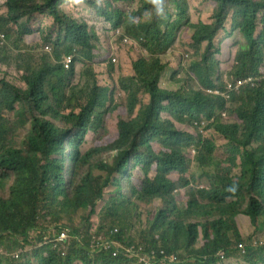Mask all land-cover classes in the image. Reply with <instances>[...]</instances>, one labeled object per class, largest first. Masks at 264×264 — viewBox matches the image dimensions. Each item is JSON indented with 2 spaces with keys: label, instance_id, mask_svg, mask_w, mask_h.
<instances>
[{
  "label": "trees",
  "instance_id": "16d2710c",
  "mask_svg": "<svg viewBox=\"0 0 264 264\" xmlns=\"http://www.w3.org/2000/svg\"><path fill=\"white\" fill-rule=\"evenodd\" d=\"M0 1V264H139L92 255L99 235L186 264H264V0H195L211 7L209 23L191 19L187 0H161L159 12L148 0H80L113 30L106 48L64 10L74 0ZM37 24L45 52L21 53ZM184 29L197 88L163 89L161 56ZM236 31L245 47L228 79L256 83L228 101L206 91L222 87L220 35ZM140 38L146 57L115 78V46L135 50ZM13 52L20 77L9 81L1 66ZM63 230L66 245L56 242Z\"/></svg>",
  "mask_w": 264,
  "mask_h": 264
},
{
  "label": "rangeland",
  "instance_id": "374dc122",
  "mask_svg": "<svg viewBox=\"0 0 264 264\" xmlns=\"http://www.w3.org/2000/svg\"><path fill=\"white\" fill-rule=\"evenodd\" d=\"M191 12V19H201L205 23L210 22V16L212 13V9L209 5L203 4L201 6H198L195 3V0H187ZM74 7V13L78 17H82L85 20H87L90 24H93L96 29L99 32V35L101 37L100 41V47L106 48L104 41L108 40L111 41V45H114V41L112 39L113 30L111 29L110 25L106 23L102 18L96 16L95 12L87 9L84 5H79L77 3H74V1H71L69 4L66 3L64 10L68 12L71 7ZM3 8V1H0V14L2 13ZM198 17V18H196ZM39 27L40 25H34L32 26L33 34L25 36L23 42L20 44L21 47V53L25 52L27 49H29L34 44L38 45V48H36L33 52L35 54L37 53H44V46H40V33H39ZM259 30V29H258ZM190 31L187 29L181 30L178 40L175 44V46L166 52V54L161 56V59L164 63H166L167 68L163 74L162 81H161V87L162 88H170V89H178L180 87V82L190 80V85L197 88V82L191 78L187 72L186 66H187V58H185L186 54L190 55V51L187 49V45L190 43L189 36ZM221 39V52L217 55V61L219 65V72L222 73V75L229 73L231 66L233 64V58L235 53L245 47V41L241 36V33L238 31L234 32L232 35H228L227 33H221L220 35ZM47 46V45H46ZM115 46L114 51L116 52L117 56V66L115 67L114 76L117 78V76L124 74V73H130L132 71L131 64L132 62L137 59L139 56H145V51L142 47V45H139L135 48V50L128 48V47H121L117 45ZM17 52H13V54L6 56L7 57V63H11L12 58L15 57ZM48 53V52H47ZM182 63H184V66H182ZM189 64V62H188ZM1 74H4L8 77L9 81H14L16 78H11L14 76H19L18 70H17V64L11 63L9 66H1ZM175 75V81L172 80V77ZM176 75L180 76V80L176 79ZM101 81L104 80L103 77H100ZM230 80V79H229ZM231 81V80H230ZM17 84H19L16 81ZM20 86V85H19ZM167 117L166 115H164ZM117 122V116L114 115L110 121V126L113 129L115 124ZM205 121H203L204 123ZM202 123V126H203ZM177 125V124H176ZM178 128L186 130L190 133H194L195 130L191 126H179ZM200 133L203 134V129L200 128ZM206 134V132H204ZM194 166V165H193ZM194 170L196 171V166H194ZM199 174L198 172H196ZM112 190V188H109L107 190V196L106 198H109L111 195L109 192ZM241 233L243 236L251 235L252 228L249 226L248 221L245 218H241L239 220ZM31 238L37 239L36 235L31 233ZM14 253H20L19 251H15ZM222 264H243L241 260L233 258L230 260L225 261Z\"/></svg>",
  "mask_w": 264,
  "mask_h": 264
},
{
  "label": "built area",
  "instance_id": "2783aa9c",
  "mask_svg": "<svg viewBox=\"0 0 264 264\" xmlns=\"http://www.w3.org/2000/svg\"><path fill=\"white\" fill-rule=\"evenodd\" d=\"M46 50H49V48L47 47ZM229 88L232 90L231 86H229ZM115 233H118V230H116ZM68 241L69 232L63 230L59 234L56 242L66 243ZM256 243V241H253V244ZM90 248L92 250V255L99 253L101 250H105L113 257L125 256L127 258L136 259L140 264H186L184 260H179L176 255H167L163 250L158 251L145 249L143 246L126 245L113 237H106L105 235L92 236ZM239 248L243 249L244 246L239 244ZM14 256L15 258L19 257L18 253ZM218 256L221 260L225 258L223 252H220Z\"/></svg>",
  "mask_w": 264,
  "mask_h": 264
},
{
  "label": "clouds",
  "instance_id": "9594fccd",
  "mask_svg": "<svg viewBox=\"0 0 264 264\" xmlns=\"http://www.w3.org/2000/svg\"><path fill=\"white\" fill-rule=\"evenodd\" d=\"M74 3H80V0H74ZM148 3H150L155 9H157V11L159 12V9H160V5H161V0H148ZM115 33H116V37H118V36H120V35H123L124 34V32H122V31H115ZM4 38H5V35L4 34H0V40H1V45H3L4 43H5V40H4ZM135 41H136V47H138L139 45H142V39L140 38V39H138V40H136L135 39ZM47 48V47H46ZM49 48V47H48ZM47 52L48 51H50V48H49V50H46ZM221 74V81H222V87H220V88H218V89H210V90H208V91H206L208 94H212V95H214V96H217V97H220V98H223V99H225V100H231V97H230V94H236V93H238L240 90H241V88L243 87V86H245V85H249V86H254L255 85V83H256V81H254L253 79H252V77H245V78H241V79H238V80H235V81H230L229 79H228V75L227 74H224V75H222V73H220ZM161 81H162V78H161ZM161 81H160V87H161ZM229 86H231L232 87V90L229 88ZM237 87V88H236ZM162 88V87H161ZM163 89H170V88H163ZM226 114H224V116H225ZM201 132V131H200ZM118 233H119V231H118ZM59 236V235H58ZM116 240H118V239H116ZM119 241V240H118ZM121 242V241H120ZM49 242H47V244H48ZM68 242H66V243H62V245H66ZM125 244V243H124ZM165 252V251H164ZM166 253V252H165ZM16 253H13L12 255V257H14L15 258V255ZM167 254V253H166ZM18 255H19V257L18 258H16V259H19L20 258V256H21V252L20 253H18ZM173 255H175V254H173ZM112 256V255H111ZM113 257V256H112ZM118 257H120V256H118ZM123 257H125V256H123ZM114 258H117V257H114ZM127 258V257H126ZM128 259H131V258H128ZM136 260V259H135ZM186 263H187V261L188 260H184ZM138 262V261H137ZM140 264V263H139Z\"/></svg>",
  "mask_w": 264,
  "mask_h": 264
}]
</instances>
